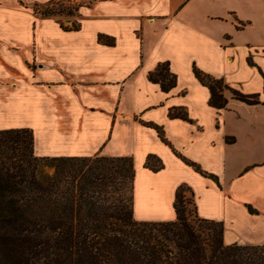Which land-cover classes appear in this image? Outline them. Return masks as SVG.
Wrapping results in <instances>:
<instances>
[{
	"label": "crops",
	"instance_id": "crops-1",
	"mask_svg": "<svg viewBox=\"0 0 264 264\" xmlns=\"http://www.w3.org/2000/svg\"><path fill=\"white\" fill-rule=\"evenodd\" d=\"M49 1L0 0V130L30 128L39 157H131L138 222L176 220L183 186L226 245H264V0H82L75 28Z\"/></svg>",
	"mask_w": 264,
	"mask_h": 264
},
{
	"label": "trees",
	"instance_id": "trees-1",
	"mask_svg": "<svg viewBox=\"0 0 264 264\" xmlns=\"http://www.w3.org/2000/svg\"><path fill=\"white\" fill-rule=\"evenodd\" d=\"M196 74L211 89L210 103L224 108L223 80ZM150 78L161 80L164 88L174 82L164 68ZM233 93L248 104L261 103L256 95ZM108 158L124 161L117 173L130 178L133 170L134 182L129 157H39L30 128L1 129L0 264H264V245H226L223 223L191 221L185 215L183 186L176 192L174 221H136L134 185L121 206L107 205L103 194L112 178L105 166H87ZM44 165L54 166V173H45ZM249 211L257 214L251 206Z\"/></svg>",
	"mask_w": 264,
	"mask_h": 264
},
{
	"label": "rangeland",
	"instance_id": "rangeland-1",
	"mask_svg": "<svg viewBox=\"0 0 264 264\" xmlns=\"http://www.w3.org/2000/svg\"><path fill=\"white\" fill-rule=\"evenodd\" d=\"M78 2L82 3V0H77ZM74 0H64L62 2H58L53 6H47V2L45 3H36L37 6L36 13L38 16H44L42 12L45 10H50L53 17L57 18L58 20L65 22L66 25L75 26L76 24L72 21H68L69 19H74L78 15V8L76 4L74 5ZM34 6V8H35ZM255 13V12H254ZM258 11L256 12V14ZM256 26V23H255ZM254 26V27H255ZM102 158V155L93 156V159ZM129 161L132 162L131 157H129ZM129 161L127 163H129ZM124 161H118L116 158H108L107 160L102 161H90L88 166H96L100 165L101 167H106V176L111 177L112 179L109 180V184L106 187V190L103 194L105 198L104 202L107 205L119 207L124 201V198L132 196V186H133V170L130 174V178H126L121 173H117L118 167L121 166ZM54 166L51 165H44L45 173L53 174L54 173ZM185 196L184 208H185V215L193 222H196L200 218L196 212V205L194 202V198L192 196L191 191L188 188H185L183 192Z\"/></svg>",
	"mask_w": 264,
	"mask_h": 264
}]
</instances>
